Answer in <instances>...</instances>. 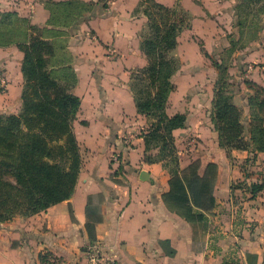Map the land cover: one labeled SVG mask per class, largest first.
<instances>
[{
  "label": "crops",
  "instance_id": "0c3cea01",
  "mask_svg": "<svg viewBox=\"0 0 264 264\" xmlns=\"http://www.w3.org/2000/svg\"><path fill=\"white\" fill-rule=\"evenodd\" d=\"M69 1L82 6L78 20L55 21V5ZM138 1L0 0V11H15L32 25L59 30L48 38L75 73L71 91L79 96L80 106L73 129L83 157L68 200L0 222V264H86L83 250L92 242L114 264H264V187L254 195L250 192L254 183L264 184V151L221 147L210 115L186 116L185 125L173 135L178 175L185 181L200 180L201 203L191 204V219L178 213L181 206L173 200L169 206L164 202L171 179L164 165L144 161L141 133L147 120L136 111L128 86L130 70L147 62L140 49L147 18L137 10ZM156 1L178 5L190 16L188 27L177 36L175 55L232 58L227 72L239 84L232 100L248 125L247 97L254 90L245 81L264 88V16L261 21L251 19L247 0ZM21 59L15 45L0 47L13 97L6 106L14 111L20 107ZM177 72L172 75L173 89ZM212 72L217 76V69ZM213 76L205 106H212ZM192 133L200 138L194 137L195 145L187 149L179 144ZM88 199L101 216L93 241L84 229ZM169 250L174 253L169 255ZM44 252L56 261H42L39 255Z\"/></svg>",
  "mask_w": 264,
  "mask_h": 264
},
{
  "label": "trees",
  "instance_id": "16d2710c",
  "mask_svg": "<svg viewBox=\"0 0 264 264\" xmlns=\"http://www.w3.org/2000/svg\"><path fill=\"white\" fill-rule=\"evenodd\" d=\"M75 5L80 11L72 14L70 9ZM61 10H66L68 16L63 17ZM81 10L82 6L73 1L57 3L55 11L58 18L55 21L74 24ZM141 11L147 21L140 35V49L147 62L130 70L128 86L136 111L147 120V127L141 133L145 144L144 161L164 165L171 176L170 192L163 196L164 202L168 205L173 200L181 206L176 209L178 213L191 219V204L201 203V187L197 186L200 180L192 177L185 181L178 175L180 167L173 135L175 128L185 125L186 115L182 112L169 114L167 111L168 96L174 88L172 75L179 68V59L173 52L177 36L188 27L190 16L178 5L168 7L156 0H148ZM39 28L42 34H31L32 30ZM58 31L55 27L32 25L15 11H0V47L15 45L22 52L20 72L23 81L18 112L0 114V207L7 212L6 215L0 214V221L10 219L13 213L30 216L68 200L83 165L73 129V120L80 106L79 96L71 91L76 81L75 73L70 66L61 67L67 69L71 78L70 85L66 87L52 76L47 67L46 56L51 55L54 46L48 37L57 35ZM213 63L219 67L211 113L218 144L224 148L245 149L251 146L253 152L264 151V88L245 81L250 87L256 86L255 89L260 90L253 88L254 92L247 97L252 114L246 127L239 108L232 102V92L228 93L224 86L228 84L223 80H226L224 74L226 76L227 69L217 61ZM226 144L232 147H226ZM151 150L156 152L153 154ZM165 159L173 164V168L164 163ZM263 187V183H254L250 192L254 195ZM68 211L74 220L70 204ZM196 213L205 218L203 213ZM100 220L97 207L88 199L84 229L90 241L95 239V224ZM173 253L174 250L168 251L169 255Z\"/></svg>",
  "mask_w": 264,
  "mask_h": 264
},
{
  "label": "rangeland",
  "instance_id": "374dc122",
  "mask_svg": "<svg viewBox=\"0 0 264 264\" xmlns=\"http://www.w3.org/2000/svg\"><path fill=\"white\" fill-rule=\"evenodd\" d=\"M139 1L140 3L138 4V10H141L145 5H147L148 0H139ZM245 3H246V6L249 7V10H247L248 12L247 15H249L251 19H255V21H261L264 16V0H247ZM245 9H247V7ZM70 11L72 14L79 13L80 8L77 7V5H75L74 7H71ZM66 12H67L66 10L62 11V14L64 15L63 17L68 16V14L67 15L65 14ZM31 34L34 36H38L42 34V30L40 28L32 30ZM58 49L59 47L54 45L51 55L46 56V60L48 63L47 67L51 71L52 76H54L60 83L68 87L70 85L71 78L67 75V69L61 68V67H65L64 56L63 54H59ZM175 57L179 59V68H178L179 72H177V74L175 75V80H176L175 89H173V92L170 94L169 105L167 107L168 113L173 114L175 112H182L186 116L193 117V118L202 116V115L211 116L212 106L211 104L209 105V103L207 104V106H205L204 102H205V93L208 90V85L212 81V76H213L212 71L215 69H217L218 71L219 69V67L215 66V63L213 62L217 61V63H220L221 66H224L227 69L232 61V58L230 57L217 58L215 55L213 57H210L209 59L205 57L200 58L194 55H190L189 57L184 58V59L179 57V55H175ZM2 68H3V65L0 61V78L4 77L6 79V75L4 74ZM226 73H227L226 76L224 74V78L226 77V80L225 79L223 80L224 82H227L228 84L227 85L225 84L224 86L228 93L232 92L233 94L234 90L238 88L237 85L239 84L238 83L236 84L234 81L232 82V80L229 79L230 76L228 72ZM213 77H215L214 80L216 81L219 76L217 74V76H213ZM22 85H23V81H22ZM194 86L197 88H194ZM255 87L256 86H254L253 88L255 89ZM8 89H9L8 86H6L4 89L0 87V114L18 112V110L14 111L13 109H10L6 106L7 100H10V101L11 99L13 100V97L11 96V93L8 92ZM255 90L260 91L257 88ZM232 102L234 103L233 100ZM13 103L14 101L11 103V105H13ZM237 107L239 108L241 112V118H242L243 117L242 110L238 105ZM248 113H249V118H251V114H252L251 111L249 110ZM244 124L246 125V123ZM213 129L217 134V130L215 129L214 125H213ZM185 137L186 139H183L181 142H179V144L183 145L185 143L184 147L187 149H189V147L192 146L191 143L189 142L191 141L192 138L195 137L197 140L200 139L197 136H195V134L193 133ZM217 141H218V137H217ZM195 144L196 143H194V145ZM226 145H227L226 147H232V146H229V144H226ZM164 163L168 167L173 168V164L170 163L167 159L164 160ZM0 214L6 215L7 212H5V209L0 207ZM18 216L24 218V217H27L28 215L24 213H21V214L13 213L12 215H10V219L0 221V222H6L9 220H12L13 218L18 217ZM86 247L84 248V250L86 249ZM47 254H48L47 252H44L42 256H44V258L48 257V259H53L51 260L53 262L56 261L54 260L55 259L54 256L47 255ZM42 261H45V259H42Z\"/></svg>",
  "mask_w": 264,
  "mask_h": 264
},
{
  "label": "built area",
  "instance_id": "2783aa9c",
  "mask_svg": "<svg viewBox=\"0 0 264 264\" xmlns=\"http://www.w3.org/2000/svg\"><path fill=\"white\" fill-rule=\"evenodd\" d=\"M6 86H7L6 79L4 77L0 78V87L4 89ZM189 142L193 146L196 141L194 138H192L191 141ZM83 253L87 259L86 264H99L102 260H105L107 264H114L113 260L103 257L101 246L96 242H92L89 245H87Z\"/></svg>",
  "mask_w": 264,
  "mask_h": 264
}]
</instances>
